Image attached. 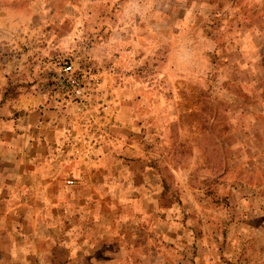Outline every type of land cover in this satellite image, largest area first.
I'll use <instances>...</instances> for the list:
<instances>
[{
	"label": "rangeland",
	"instance_id": "374dc122",
	"mask_svg": "<svg viewBox=\"0 0 264 264\" xmlns=\"http://www.w3.org/2000/svg\"><path fill=\"white\" fill-rule=\"evenodd\" d=\"M0 264H264V0H0Z\"/></svg>",
	"mask_w": 264,
	"mask_h": 264
},
{
	"label": "built area",
	"instance_id": "2783aa9c",
	"mask_svg": "<svg viewBox=\"0 0 264 264\" xmlns=\"http://www.w3.org/2000/svg\"><path fill=\"white\" fill-rule=\"evenodd\" d=\"M74 73H75V71L73 68V63L70 61H64L60 67L58 77L61 78L62 83H65L66 85L75 86L76 84H78V81H77L76 75ZM69 182L72 183L74 181L69 180Z\"/></svg>",
	"mask_w": 264,
	"mask_h": 264
},
{
	"label": "crops",
	"instance_id": "0c3cea01",
	"mask_svg": "<svg viewBox=\"0 0 264 264\" xmlns=\"http://www.w3.org/2000/svg\"><path fill=\"white\" fill-rule=\"evenodd\" d=\"M5 108V107H4ZM7 121V120H6Z\"/></svg>",
	"mask_w": 264,
	"mask_h": 264
}]
</instances>
